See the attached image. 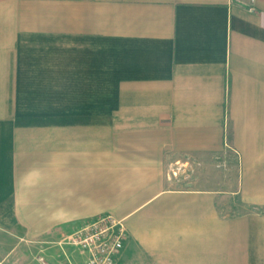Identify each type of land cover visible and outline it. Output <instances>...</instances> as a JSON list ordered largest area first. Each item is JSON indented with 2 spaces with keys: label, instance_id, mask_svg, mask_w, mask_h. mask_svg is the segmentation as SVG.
Returning a JSON list of instances; mask_svg holds the SVG:
<instances>
[{
  "label": "crops",
  "instance_id": "obj_1",
  "mask_svg": "<svg viewBox=\"0 0 264 264\" xmlns=\"http://www.w3.org/2000/svg\"><path fill=\"white\" fill-rule=\"evenodd\" d=\"M106 214L117 264H264V0H0V235Z\"/></svg>",
  "mask_w": 264,
  "mask_h": 264
},
{
  "label": "rangeland",
  "instance_id": "obj_2",
  "mask_svg": "<svg viewBox=\"0 0 264 264\" xmlns=\"http://www.w3.org/2000/svg\"><path fill=\"white\" fill-rule=\"evenodd\" d=\"M217 161L220 162L221 160ZM218 164L219 178L223 181L228 179L229 186L233 188L236 171L232 155L228 157L227 161ZM167 174L171 178L186 181L184 185H175L188 187L186 183L192 184L194 177L199 176V170L195 169L192 163L186 164V166L180 163H172L168 167ZM203 174H205L203 176H208L209 171H203ZM79 228L73 227L69 230L60 228L49 235L34 240L21 238L18 234H2V236L0 235V262L4 259H10L11 262H4V264H82V254H80L79 249L68 243V236Z\"/></svg>",
  "mask_w": 264,
  "mask_h": 264
},
{
  "label": "built area",
  "instance_id": "obj_3",
  "mask_svg": "<svg viewBox=\"0 0 264 264\" xmlns=\"http://www.w3.org/2000/svg\"><path fill=\"white\" fill-rule=\"evenodd\" d=\"M254 11V6H249ZM128 230L123 219L102 215L68 236L82 254V264H117Z\"/></svg>",
  "mask_w": 264,
  "mask_h": 264
}]
</instances>
